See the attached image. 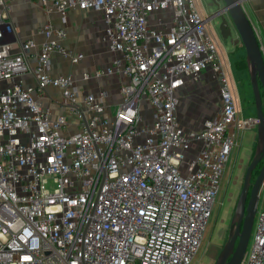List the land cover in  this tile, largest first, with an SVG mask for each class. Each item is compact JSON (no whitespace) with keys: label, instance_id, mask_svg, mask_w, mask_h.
<instances>
[{"label":"built area","instance_id":"obj_1","mask_svg":"<svg viewBox=\"0 0 264 264\" xmlns=\"http://www.w3.org/2000/svg\"><path fill=\"white\" fill-rule=\"evenodd\" d=\"M14 1L0 0V264H189L235 137L257 126L255 115L241 114L193 0H39L63 17L75 8L102 14L114 59L82 79L119 73L114 103L104 87L83 92L70 73L48 72L54 51L71 64L84 57L50 38L64 29L40 28L48 39L35 66L31 39L11 51ZM208 69L221 107L186 130L178 92ZM30 71L35 87L16 80ZM48 86L62 89L65 116L52 118L36 97ZM253 227L241 264H264V205Z\"/></svg>","mask_w":264,"mask_h":264},{"label":"rangeland","instance_id":"obj_2","mask_svg":"<svg viewBox=\"0 0 264 264\" xmlns=\"http://www.w3.org/2000/svg\"><path fill=\"white\" fill-rule=\"evenodd\" d=\"M193 2L197 11L203 18H205L211 11V7L208 5L210 0H193ZM243 8L252 23H254L259 30H262V42L264 44V28L260 22V16L262 14L260 11L264 10V0H245ZM152 22L153 21L150 22L151 25ZM206 29L211 35L213 41L217 42L216 45L218 50L222 53V59L226 58L225 53L228 54L231 73L226 62L225 65H223L231 91L241 110V114L243 116L252 115L255 113V105L249 80L245 49L242 43L238 42L236 44H232L230 39H223L219 33L218 23L216 20L206 22ZM234 36L237 37L236 34H234ZM241 57H243L246 61L245 68H239L235 64ZM194 80L196 81L197 79ZM205 81H207V85L205 87L197 83L196 86L184 89V92L180 95L177 114L182 123L187 124L188 122L193 126H198L201 125L203 119L213 117L218 113L221 107V102L218 94L217 80L215 77L210 75L205 78ZM205 81H203V84H205ZM201 93L204 94L209 101V107L207 108L202 105L200 98L202 96ZM143 110L147 112V106L143 109L141 108L142 114ZM62 114L65 116L66 113ZM67 119L73 123H78L75 120L73 121L70 116H67ZM75 128L76 127H74V129ZM255 145L256 128L251 130H242L235 137V143L231 149L226 172L224 174L219 192L213 203L211 216L205 228L201 245L189 264H213L216 256L223 247L228 237V230L235 210L237 198L242 187L244 173L255 152ZM263 205L264 184L258 193V205L254 224L257 219V214ZM253 230L254 227L252 228V233ZM251 237L252 236H250L247 248H249L251 244Z\"/></svg>","mask_w":264,"mask_h":264},{"label":"crops","instance_id":"obj_3","mask_svg":"<svg viewBox=\"0 0 264 264\" xmlns=\"http://www.w3.org/2000/svg\"><path fill=\"white\" fill-rule=\"evenodd\" d=\"M260 13H262L260 16V22L264 28V10L260 11ZM8 14L9 20L14 27V32L10 36L12 52H19L21 49V43L25 40L31 39L34 42V45L30 48L28 62L31 66H35L37 63V56L41 50V44L48 39L45 34L41 32L40 28L44 24H49L53 28L64 29L66 33L64 37L59 38L52 35L50 38L57 41L66 50L81 52L84 57L77 64H71L68 58L64 57L59 52L54 51L50 55V67L48 72L51 75L70 73L75 79L78 87L81 88L83 92H96L100 87H104L110 94V101L112 103L116 101V93L121 82V76L119 73L115 72L108 78H104V80L85 81L82 79L83 71L93 70L96 67L109 66L114 59V54L109 51L108 44L103 36L104 24L100 12L92 8L84 10L75 8L68 11L65 17H63L58 11H48L43 7L39 0H15L9 8ZM215 43L217 44V42ZM225 55L226 58L222 59V53L218 50L219 60L224 65L226 60L229 59L228 54L225 53ZM210 75L215 77L209 69L202 71L196 81L192 80L187 85L180 88L178 98L184 92V89L196 86L197 83L205 87L208 81H205V78ZM16 80L21 81L24 86H36V78L31 71L20 75ZM203 81H205V84H203ZM62 92L61 88L48 86L43 94L38 93L36 96L42 102L44 107L50 110L52 118L57 116V114L65 113V110L60 105ZM202 93V96L200 97L201 102L202 105L207 108L209 107V101ZM71 118L74 120L73 117ZM177 118L184 129L192 130L201 128L204 121L211 117L203 119L201 125L198 126H193L188 122L187 124L182 123L178 114ZM70 131H73V128ZM194 152L195 150L192 149L191 153L193 154Z\"/></svg>","mask_w":264,"mask_h":264},{"label":"water","instance_id":"obj_4","mask_svg":"<svg viewBox=\"0 0 264 264\" xmlns=\"http://www.w3.org/2000/svg\"><path fill=\"white\" fill-rule=\"evenodd\" d=\"M244 1L210 0L211 11L204 18L206 22L217 21L223 39H230L232 44L242 43L257 119L255 152L244 173L228 237L213 264H241L243 261L257 211L258 193L264 184V56L252 21L243 8ZM258 166V173L251 181Z\"/></svg>","mask_w":264,"mask_h":264},{"label":"trees","instance_id":"obj_5","mask_svg":"<svg viewBox=\"0 0 264 264\" xmlns=\"http://www.w3.org/2000/svg\"><path fill=\"white\" fill-rule=\"evenodd\" d=\"M236 66L239 67V68H245L246 66V61L243 57H241L239 60L236 61ZM264 112V110H263ZM252 115H255V113H253Z\"/></svg>","mask_w":264,"mask_h":264},{"label":"flooded vegetation","instance_id":"obj_6","mask_svg":"<svg viewBox=\"0 0 264 264\" xmlns=\"http://www.w3.org/2000/svg\"><path fill=\"white\" fill-rule=\"evenodd\" d=\"M258 168H259V166L257 167V169H255V170L253 171L254 178H255V176H256V175H257V173H258ZM254 178H253V175H252V179H251V181H253V180H254Z\"/></svg>","mask_w":264,"mask_h":264}]
</instances>
